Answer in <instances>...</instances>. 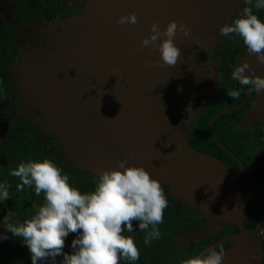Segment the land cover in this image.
Returning a JSON list of instances; mask_svg holds the SVG:
<instances>
[{
  "label": "water",
  "instance_id": "1",
  "mask_svg": "<svg viewBox=\"0 0 264 264\" xmlns=\"http://www.w3.org/2000/svg\"><path fill=\"white\" fill-rule=\"evenodd\" d=\"M243 2L129 3L127 9L149 10L161 30L172 20L188 27V37L177 32L174 38L181 50L175 66H152L150 62L160 58L159 51L141 49V41L149 36L152 24L114 26L99 17L80 14L76 18L65 16L58 26L51 27L42 54L45 59L40 63L29 60L31 64H26L24 71L32 95L66 141L97 163L107 158L117 165L118 160L131 156L126 166H143L152 178L171 186L175 199L206 218L204 225L183 232L177 239L179 244L207 238L224 224L236 225L235 234L214 245L231 241L224 249L222 264H263L257 199L247 169L237 159L257 216L255 227L250 229L244 222L248 217L239 183L220 160L185 144L186 132L175 118V102L190 92L192 83L188 77H193L190 49L197 47L200 38L214 35L226 15ZM164 38L161 36L157 43ZM0 130L4 134L6 124ZM180 133L184 140L178 138ZM204 182L208 184L205 191L213 193L216 209L197 197ZM136 224L138 227L139 222L134 221L133 225Z\"/></svg>",
  "mask_w": 264,
  "mask_h": 264
},
{
  "label": "clouds",
  "instance_id": "2",
  "mask_svg": "<svg viewBox=\"0 0 264 264\" xmlns=\"http://www.w3.org/2000/svg\"><path fill=\"white\" fill-rule=\"evenodd\" d=\"M244 3L242 15L222 25L219 35L242 38L249 54L254 55L259 64H264V21L252 11V7L264 9V0H244ZM137 22L134 12L117 20L120 25ZM177 32L184 37L190 35L188 27L175 20L163 30L157 23L151 25L149 36L141 41V49L148 47L150 51H159L160 58L151 61L152 66L177 64L181 56L180 48L174 43ZM161 36L165 38L157 43ZM246 71H254L247 61L235 67L232 79L257 92L264 90V78L246 75ZM227 95L238 99L240 92L229 91ZM131 158L118 160L116 168L104 170L90 193H81L73 187L69 177L47 159L22 162L10 173L21 181L18 190L34 186L35 193H43L45 199L31 219L18 226L9 224L6 228L14 237L23 238L31 253L32 264L49 260L56 264L58 256H63L60 264H120L121 259L137 261L140 252L134 239L123 235L125 231H135L134 221L139 222V230L147 232L146 244L160 239L158 225L163 223L168 200L160 181L152 178L143 166H126ZM9 187L0 184V200L9 199ZM70 233L77 234V238L71 244L73 252L68 254L63 249ZM261 233L260 238L262 228ZM0 239H7V236H0ZM224 254L222 247L219 252L211 249L185 264H222Z\"/></svg>",
  "mask_w": 264,
  "mask_h": 264
},
{
  "label": "flooded vegetation",
  "instance_id": "3",
  "mask_svg": "<svg viewBox=\"0 0 264 264\" xmlns=\"http://www.w3.org/2000/svg\"><path fill=\"white\" fill-rule=\"evenodd\" d=\"M62 2L63 0H61L60 7L63 9L64 5ZM245 6V3L243 2L241 5L237 6L236 10L226 15L219 26V30L222 25L231 23L236 18L241 16L243 8ZM252 11L254 15H257L258 18L261 19V21H264V9L257 10L255 7H252ZM65 13V16L73 15L67 14L68 12L66 11ZM45 14L50 15L52 19L50 20V22L46 21L47 25L49 24L48 28L54 26L57 22L62 20L61 18L65 17L59 16L56 13H49L45 11L41 15L32 16L29 19H21L13 14L12 18H10L11 22H7L13 28V45L12 49H10L9 57V94L4 100L0 102V105L4 106V109L0 111V125L3 126L6 124L5 133L3 134L0 130V132L2 133L0 134L1 138L6 136L8 128L11 124L17 125L19 127V130H35L36 137L38 135V132L41 131L33 123L29 124V122L32 121H28V116H30V113L25 116L26 118H24L21 123H17L14 119V115L9 113L10 108H14L16 105V102L11 100V88L14 79L12 80V77L10 75V58L12 57L11 52H13L14 48L16 47L14 38H16V36L24 37L29 32H32L31 28L34 26L32 20H43L42 16H44ZM219 30H217L214 35H208L203 39L200 38V40H198L199 42L197 43V47H193L190 49L191 52L189 54H191L190 57L192 60L190 64L193 77H188V82L192 84L191 88H189V94L179 98L177 102H175V118H177L178 120V125L180 124V122L182 123L181 126L186 132L185 144L189 148L217 158L232 173L233 177L241 187V199L246 206L248 217L249 205L246 202V196L248 195L250 197V190L247 187L244 173L238 160H240L244 164V166L245 162H248L249 164L258 165L262 169H264V90L257 92L254 88L250 89L248 86L240 84L239 81H235L232 79V72L234 71L235 67L247 61L250 64L251 69H253L254 71H246L245 74L260 76L261 78H264V64H259L256 60V57L252 54H249L246 46L243 44L242 38L235 35H233L231 38L221 37L219 35ZM25 46L27 47V49H21L22 53L18 57L19 60L15 62L17 63L16 68L20 76V81L22 82L25 73L22 70L23 64L31 60L28 59L25 62L20 61L22 58L21 55L25 54L29 50L28 48L31 47L28 42L25 43ZM31 50L35 52L38 49ZM44 59L45 57H42L41 61H43ZM229 91H239V98L232 99L231 97H229L227 95ZM20 92L22 94V99H25L26 103L30 105L31 108H33V112L31 113L32 116H35L33 117V119H40L45 124V129H48L50 131V123L46 120L47 113L42 110L40 105H35L29 100V97L27 96L24 88L21 89ZM25 121L27 122V125H24L23 122ZM207 132L209 134H207ZM214 136H216L218 140H216ZM218 142H220L225 148H223L222 145ZM43 146L46 147L45 154L53 155V157L55 156V154L48 152L49 148L46 145ZM228 152H231L235 156V158ZM248 157H250L251 159H248ZM232 160H234L239 166L242 176H240V174H238V172L235 170V165L233 164ZM55 163H58L62 167L59 162ZM241 177H243L245 180L246 188L241 181ZM251 184L256 196L252 180ZM161 186L164 190L168 202L170 199H172L184 205L185 208L188 206L193 209L191 206L183 204L181 201L175 199L172 196L171 186L168 183H161ZM204 219L205 221L199 226H202L206 223V218L204 217ZM247 220H245L244 222H246ZM228 226L236 225L224 224L222 228L214 232L209 237L203 238L201 240H195L189 244L184 245L179 244V242L177 241V239L183 232L176 234L174 233L173 236H167L163 238V240L154 239L151 247V252L155 250L156 254H158L159 252L165 253L169 261H173L174 259L179 260V262H177L176 264L186 262L187 260L193 258L207 248H210L209 250L215 249L219 252L221 247L223 249L229 247L231 245V241H226L214 246L215 243L223 238L235 234L238 230L237 229L235 232L229 233V231L226 229L228 228ZM133 227L135 231L125 232L126 236H130L134 239L136 236V232L140 230L139 226L137 227V224L133 225ZM222 232L224 234L220 235ZM144 235L147 234L145 233ZM215 235H217L216 238H214ZM199 241H205L207 243L200 251H198L194 255L189 256L190 250ZM59 257L60 256L56 258V261L59 259Z\"/></svg>",
  "mask_w": 264,
  "mask_h": 264
},
{
  "label": "trees",
  "instance_id": "4",
  "mask_svg": "<svg viewBox=\"0 0 264 264\" xmlns=\"http://www.w3.org/2000/svg\"><path fill=\"white\" fill-rule=\"evenodd\" d=\"M5 3L12 5L13 14L21 19H29L32 16L41 15L47 11L56 13L59 16H65V11L60 7L61 0H3ZM13 45V28L5 22L4 14L0 11V102L9 94V57L10 49ZM207 134H209L207 132ZM45 146L37 140L35 130H19L15 124H11L5 137H0V184L10 185L9 199L0 200V236H7V239H0V263L1 264H32L31 253L21 237H14L7 231L9 224L20 225L26 220L32 218L36 214L39 207L45 203L44 195H37L34 186L29 188L25 186L23 190H18L17 185L21 183L18 177L12 176L10 173L16 169L20 163L30 161L50 160L55 163L53 155L45 154ZM248 159H251L248 157ZM235 170L241 175V171L237 163L232 160ZM62 170V174L69 177V183L77 188L81 193H90L95 187L97 181L92 179L83 180L82 176H75L66 173L63 168L55 163ZM249 176L254 184L256 199L261 214V225L263 229L262 237V258L264 264V169L255 164L245 162ZM241 181L246 188L245 180L241 177ZM248 194V193H247ZM248 208V220L245 222L247 227L253 228L256 225V212L252 205L250 197L246 196ZM7 204L11 209L7 213H3V207ZM205 221L204 217L191 209L184 207L181 203L170 199L168 207L164 210L163 223L158 225L161 233L160 239L167 236H173L174 233H181L188 229L198 227ZM229 233L237 230L236 226H228L226 228ZM150 230V229H149ZM147 232L137 231L134 241L139 249L140 258L137 261H126L121 259L120 264H176L179 260L169 261L165 253L156 254L155 250L151 252L154 239L146 244ZM224 234L223 232L220 234ZM76 234L70 233L65 240L69 243ZM126 236V232L123 233ZM219 235V234H218ZM217 235L214 236L216 238ZM205 241H199L190 250L189 256L200 251L206 244ZM65 253L71 254V249H66ZM63 256H60L56 264H60ZM41 264H51V261L41 262Z\"/></svg>",
  "mask_w": 264,
  "mask_h": 264
},
{
  "label": "rangeland",
  "instance_id": "5",
  "mask_svg": "<svg viewBox=\"0 0 264 264\" xmlns=\"http://www.w3.org/2000/svg\"><path fill=\"white\" fill-rule=\"evenodd\" d=\"M113 3L110 5L107 0H63V9L68 12L67 14H73L68 16H73V18H76L78 15L83 14L86 17L93 16V18H98L100 20H104L114 26H127L132 25L130 23H125L124 25H120L117 23V20L120 16H125L130 14V12H134L137 16V23H157V20L151 14V12L147 9L139 8L138 9H127L129 6V3H137L139 0H111ZM134 1V2H132ZM122 9V10H121ZM135 10V11H134ZM0 11H4V18L5 21L7 18H12L13 12H12V5H8L3 0H0ZM84 16V17H85ZM43 20H32L33 27L32 32H27L28 34L24 37L16 36L14 38V42L16 43V47L14 48L12 53V57L10 58V72L12 80L14 79L12 83V96L11 100L16 102L15 107H11L9 113L14 115V119L17 123H21L25 116L30 113V116H28L29 124L33 123L39 130L37 139L43 144L46 145L49 150V153L55 154L54 160L55 162H59L64 171L66 173H71L76 176H82L83 180L85 179H92L94 181H97V178L99 175L107 169L116 168L118 165L113 163L112 160L107 159L101 160V163H97V160L93 157L87 156V154H83L80 149L73 145L70 141H66L62 135L61 131L55 132V127L52 126L53 123L48 120V117L46 115V120L50 123V131L48 129H45V124L40 120L36 119L32 116L33 108H31L30 105H28L25 101V99H22V94L20 92L21 89L24 88L27 96L29 97V100L35 104L39 105L37 102V99L32 95L29 86H28V80L25 75L23 76V82L20 81V76L18 74L17 66L15 63L19 57V55L22 53L21 49H27L25 46V43H29L31 47H29L28 51L21 55V60L25 62L28 59L33 60H39V63L42 60V54L46 49L47 41H48V34L50 33L49 24L47 25V22H50L51 16L48 14H45L42 16ZM63 20V19H62ZM47 21V22H46ZM61 21V20H60ZM57 22L55 25L60 23ZM7 22V21H6ZM135 23V24H137ZM32 25V24H30ZM53 27V26H52ZM56 27V26H55ZM21 35V34H19ZM31 49H38L35 52ZM26 64L30 65L31 63L26 62L23 64V72L25 71ZM4 109L3 105H0V111ZM155 112H158L157 108H152ZM43 110V109H42ZM32 117V119H31ZM24 125H27V122H23ZM32 124V125H33ZM23 125V124H22ZM178 138L181 140H184L183 134H178ZM47 152V153H48ZM103 169V170H102ZM208 181V180H207ZM207 183L204 182L202 185L201 190L197 193V197L201 198L204 202H206L209 206L212 208H217V205L215 204L214 198L212 197L213 193L206 192L207 189ZM219 185L224 186V183H220ZM214 209V210H215ZM10 211V205L7 204L4 209L3 213H7ZM2 217V215H0ZM262 234V233H261ZM77 238L74 237L73 239ZM69 243H65V247L63 251L66 249H71L73 252V249L71 247L72 241ZM173 242V241H172ZM1 264V263H0Z\"/></svg>",
  "mask_w": 264,
  "mask_h": 264
},
{
  "label": "bare ground",
  "instance_id": "6",
  "mask_svg": "<svg viewBox=\"0 0 264 264\" xmlns=\"http://www.w3.org/2000/svg\"><path fill=\"white\" fill-rule=\"evenodd\" d=\"M63 20L60 21V23L62 22ZM59 23V24H60ZM59 24H57L56 26H58ZM182 72H180L178 75H180ZM177 77V76H176ZM162 91V90H161ZM163 92V91H162ZM56 132V131H55ZM103 170V169H102Z\"/></svg>",
  "mask_w": 264,
  "mask_h": 264
}]
</instances>
